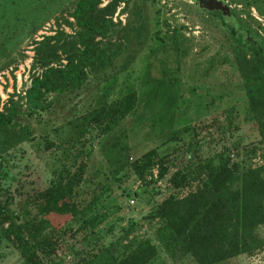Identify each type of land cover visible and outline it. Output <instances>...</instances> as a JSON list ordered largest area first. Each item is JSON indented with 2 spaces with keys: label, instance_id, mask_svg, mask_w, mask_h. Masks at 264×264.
Listing matches in <instances>:
<instances>
[{
  "label": "rangeland",
  "instance_id": "1",
  "mask_svg": "<svg viewBox=\"0 0 264 264\" xmlns=\"http://www.w3.org/2000/svg\"><path fill=\"white\" fill-rule=\"evenodd\" d=\"M79 1L0 0V113L19 104L12 124L0 126V264H24L14 238L1 237L23 224L39 264H86L144 240L157 248L147 264H198L171 257L164 219L146 218L170 196L198 189L220 152L242 172L264 166V121L250 115L238 43L218 11L194 0H122L95 44L115 55L112 63L88 67L80 86L47 94L46 109L35 110L33 79L81 49ZM223 1L264 48V0ZM127 92L132 108L112 131L83 120ZM151 150L156 161L147 162ZM48 189L66 190L71 211L59 213V198L49 205ZM258 233L264 240V223ZM215 264H264V247Z\"/></svg>",
  "mask_w": 264,
  "mask_h": 264
},
{
  "label": "trees",
  "instance_id": "2",
  "mask_svg": "<svg viewBox=\"0 0 264 264\" xmlns=\"http://www.w3.org/2000/svg\"><path fill=\"white\" fill-rule=\"evenodd\" d=\"M102 1L78 2L73 18L81 29L77 36L81 49L77 55L68 56L65 66L50 67L33 79L27 98L31 108L45 110L47 94L78 87L86 79L88 67L101 69L112 63L115 55L97 50L95 44L98 37L107 36L113 24L107 13L113 12L122 0H109L101 8ZM218 13L238 43L235 56L246 81L250 115L264 121V48L252 36H247L248 33L241 32L239 22L236 26ZM132 101L133 93L127 92L93 110L83 120L96 122L106 134L129 113ZM18 113L19 104H12L6 113H0V126L11 125ZM218 157L217 164L205 167L207 176L198 189L184 198L170 196L146 218L164 219L167 231L164 247L173 258L178 254L191 255L198 264H215L242 254L252 256L264 247V240L258 233L259 226L264 223V166L242 172L238 165L230 164L223 152ZM144 159L156 161L154 151L147 152ZM165 173L160 170L161 176ZM78 178L75 172L71 183H76ZM65 192L48 189L42 195L49 205L59 198L57 209L65 214L71 211L65 194L61 197ZM27 227L26 224L9 226L3 229L1 237L14 238L24 264H39L35 246L24 234ZM156 255L157 248L151 241L144 240L135 249L117 255L108 247L86 264H147Z\"/></svg>",
  "mask_w": 264,
  "mask_h": 264
},
{
  "label": "water",
  "instance_id": "3",
  "mask_svg": "<svg viewBox=\"0 0 264 264\" xmlns=\"http://www.w3.org/2000/svg\"><path fill=\"white\" fill-rule=\"evenodd\" d=\"M201 11L211 12L219 11L221 12L224 19L231 22L237 26L235 19L232 16L230 6L223 0H194Z\"/></svg>",
  "mask_w": 264,
  "mask_h": 264
},
{
  "label": "built area",
  "instance_id": "4",
  "mask_svg": "<svg viewBox=\"0 0 264 264\" xmlns=\"http://www.w3.org/2000/svg\"><path fill=\"white\" fill-rule=\"evenodd\" d=\"M132 203H133V201H132Z\"/></svg>",
  "mask_w": 264,
  "mask_h": 264
}]
</instances>
